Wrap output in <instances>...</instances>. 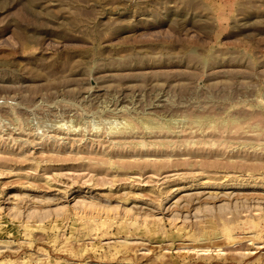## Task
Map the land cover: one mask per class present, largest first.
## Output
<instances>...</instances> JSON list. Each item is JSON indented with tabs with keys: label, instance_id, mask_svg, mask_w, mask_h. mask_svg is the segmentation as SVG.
Wrapping results in <instances>:
<instances>
[{
	"label": "rangeland",
	"instance_id": "374dc122",
	"mask_svg": "<svg viewBox=\"0 0 264 264\" xmlns=\"http://www.w3.org/2000/svg\"><path fill=\"white\" fill-rule=\"evenodd\" d=\"M0 264H264V0H0Z\"/></svg>",
	"mask_w": 264,
	"mask_h": 264
},
{
	"label": "bare ground",
	"instance_id": "6f19581e",
	"mask_svg": "<svg viewBox=\"0 0 264 264\" xmlns=\"http://www.w3.org/2000/svg\"><path fill=\"white\" fill-rule=\"evenodd\" d=\"M235 124H237V122H234Z\"/></svg>",
	"mask_w": 264,
	"mask_h": 264
}]
</instances>
